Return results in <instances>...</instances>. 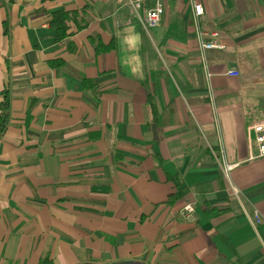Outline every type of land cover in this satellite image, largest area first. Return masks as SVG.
<instances>
[{
	"label": "crops",
	"instance_id": "0c3cea01",
	"mask_svg": "<svg viewBox=\"0 0 264 264\" xmlns=\"http://www.w3.org/2000/svg\"><path fill=\"white\" fill-rule=\"evenodd\" d=\"M202 3L205 54L188 0H0V264H264V0Z\"/></svg>",
	"mask_w": 264,
	"mask_h": 264
},
{
	"label": "built area",
	"instance_id": "2783aa9c",
	"mask_svg": "<svg viewBox=\"0 0 264 264\" xmlns=\"http://www.w3.org/2000/svg\"><path fill=\"white\" fill-rule=\"evenodd\" d=\"M192 6L193 23L196 30L197 39L202 54L211 50L223 49V46L217 40L216 33H207L200 28L199 20L204 14V6L202 0H188ZM163 14V7L161 4L156 3L155 7L149 10L146 14V25L148 29H154L160 23V18ZM205 65V64H204ZM227 75L237 77L238 73L234 70H229ZM247 134L250 143V149L253 152L252 158H264V115L262 118L249 125ZM193 212V208L189 205L183 209V214L189 217ZM253 218L256 223H260V215L257 212L253 213Z\"/></svg>",
	"mask_w": 264,
	"mask_h": 264
},
{
	"label": "trees",
	"instance_id": "16d2710c",
	"mask_svg": "<svg viewBox=\"0 0 264 264\" xmlns=\"http://www.w3.org/2000/svg\"><path fill=\"white\" fill-rule=\"evenodd\" d=\"M68 18L69 16L64 13H57L54 16L52 25L56 28L59 39L65 36V32L67 28L65 22L68 20ZM0 97L2 99L0 103V135H2L8 124L10 101H9V95L6 91L1 92ZM39 264H50V263L47 261H42Z\"/></svg>",
	"mask_w": 264,
	"mask_h": 264
},
{
	"label": "water",
	"instance_id": "95a60500",
	"mask_svg": "<svg viewBox=\"0 0 264 264\" xmlns=\"http://www.w3.org/2000/svg\"><path fill=\"white\" fill-rule=\"evenodd\" d=\"M116 264H139V263H116Z\"/></svg>",
	"mask_w": 264,
	"mask_h": 264
}]
</instances>
